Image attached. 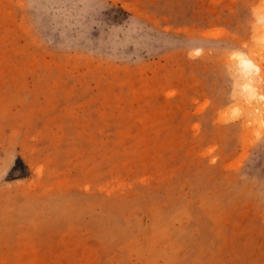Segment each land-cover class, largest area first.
I'll return each mask as SVG.
<instances>
[{
	"label": "rangeland",
	"instance_id": "obj_1",
	"mask_svg": "<svg viewBox=\"0 0 264 264\" xmlns=\"http://www.w3.org/2000/svg\"><path fill=\"white\" fill-rule=\"evenodd\" d=\"M0 264H264V0H0Z\"/></svg>",
	"mask_w": 264,
	"mask_h": 264
},
{
	"label": "bare ground",
	"instance_id": "obj_2",
	"mask_svg": "<svg viewBox=\"0 0 264 264\" xmlns=\"http://www.w3.org/2000/svg\"><path fill=\"white\" fill-rule=\"evenodd\" d=\"M254 63H255V61L253 62V61H251L249 59H244L243 58V66H244L246 71H248V70L250 71L253 68ZM247 86H248V89H250L253 86V84L250 83Z\"/></svg>",
	"mask_w": 264,
	"mask_h": 264
},
{
	"label": "trees",
	"instance_id": "obj_3",
	"mask_svg": "<svg viewBox=\"0 0 264 264\" xmlns=\"http://www.w3.org/2000/svg\"><path fill=\"white\" fill-rule=\"evenodd\" d=\"M19 162H21V163H22V161H21V160H19Z\"/></svg>",
	"mask_w": 264,
	"mask_h": 264
}]
</instances>
